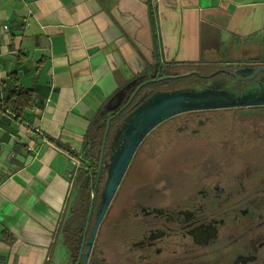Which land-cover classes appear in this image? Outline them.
<instances>
[{
	"label": "crops",
	"instance_id": "1",
	"mask_svg": "<svg viewBox=\"0 0 264 264\" xmlns=\"http://www.w3.org/2000/svg\"><path fill=\"white\" fill-rule=\"evenodd\" d=\"M0 19V81L39 97L22 123L0 111V264H72L64 229L88 174L66 153L91 171L95 133L138 85L264 65V0H0Z\"/></svg>",
	"mask_w": 264,
	"mask_h": 264
},
{
	"label": "flooded vegetation",
	"instance_id": "2",
	"mask_svg": "<svg viewBox=\"0 0 264 264\" xmlns=\"http://www.w3.org/2000/svg\"><path fill=\"white\" fill-rule=\"evenodd\" d=\"M246 67L219 75L234 79L230 94L207 87L219 76L200 75L205 98L263 103L264 72L237 74ZM249 109L255 113L238 116ZM188 115L139 146L86 259L97 219L90 217L78 264H264V104Z\"/></svg>",
	"mask_w": 264,
	"mask_h": 264
},
{
	"label": "trees",
	"instance_id": "3",
	"mask_svg": "<svg viewBox=\"0 0 264 264\" xmlns=\"http://www.w3.org/2000/svg\"><path fill=\"white\" fill-rule=\"evenodd\" d=\"M173 68L177 69L165 71L166 73L161 75L162 78L156 76L152 81L138 85L124 103L123 109L115 115V123L106 125L95 133L89 151V157L92 159L91 171L86 173L88 175L83 179L78 208L74 211L71 221L64 229L65 244L72 264L79 263L81 248L89 233V219L98 215L103 199L118 138L123 133L132 115L154 95L182 91L181 83L189 79L197 78L198 82L202 84L200 91L203 92V83L206 78H202L200 76L202 74L196 73L195 70L190 71L189 69L193 68L192 66L183 67L184 70H187L188 75H184L180 71V67ZM235 68H240V66L217 67L216 69L220 71L211 77L217 78L220 74H224V70ZM38 101L39 97L36 92L26 89L16 73L10 74L6 80L0 81V111L8 115L13 121L22 123L25 113L39 106ZM189 116L187 114L171 119L163 125H183ZM182 117L184 118L182 119ZM118 123H122V128L116 131L115 127ZM191 125H197L196 120ZM226 125L231 124L226 123Z\"/></svg>",
	"mask_w": 264,
	"mask_h": 264
},
{
	"label": "water",
	"instance_id": "4",
	"mask_svg": "<svg viewBox=\"0 0 264 264\" xmlns=\"http://www.w3.org/2000/svg\"><path fill=\"white\" fill-rule=\"evenodd\" d=\"M260 71L264 72V67L254 69L247 66L244 70L238 71L237 74L244 78H252L258 75ZM212 98H205L203 92L189 94L178 91L170 94H157L143 103L132 115L126 128L117 141L116 151L110 164L108 180L98 211L96 224L88 244L86 259L89 258L100 225L110 208L113 198L121 185L134 155L142 142L153 130L171 119L200 110L212 108L253 107L264 104V102L258 103L251 102L248 99H242L240 102L234 104L213 105Z\"/></svg>",
	"mask_w": 264,
	"mask_h": 264
},
{
	"label": "rangeland",
	"instance_id": "5",
	"mask_svg": "<svg viewBox=\"0 0 264 264\" xmlns=\"http://www.w3.org/2000/svg\"><path fill=\"white\" fill-rule=\"evenodd\" d=\"M192 70H196L195 72H199L200 74H204V75H211V74H216L218 73L220 70H217L215 69H207V68H203V69H191ZM234 79L230 77H226V76H219L217 79H211L210 81H208L206 84H207V87H210L212 85L218 87L219 89H221L224 93L226 94H230V93H233L236 91V86H235V83L233 81ZM239 84V83H238ZM182 86V87H181ZM202 84L200 82H198V79L197 78H193V79H189L188 81H184L181 83L180 87H181V92H184V93H189V94H198V93H201L202 91L201 90V87ZM204 92V91H203ZM238 112L240 113L238 116H241V117H244V116H247V115H244V114H249V113H255L254 110H238ZM235 113L233 111L232 114L230 113H226V115L222 116V118H220L218 120H216V123L212 124V125H223L224 123L222 122H225L227 121V119L229 118H235ZM184 117H182L183 119ZM118 126V125H117ZM120 126V125H119ZM116 128V127H115ZM73 211V210H72ZM72 213L70 214V217H72ZM71 219V218H70Z\"/></svg>",
	"mask_w": 264,
	"mask_h": 264
},
{
	"label": "built area",
	"instance_id": "6",
	"mask_svg": "<svg viewBox=\"0 0 264 264\" xmlns=\"http://www.w3.org/2000/svg\"><path fill=\"white\" fill-rule=\"evenodd\" d=\"M0 21H1V19H0ZM4 29L8 30L9 27L8 26H4ZM66 155L69 157L73 167L76 170H78V171L82 170L85 173H89L90 172V169H89L90 162L87 161L83 156L73 155V154H70V153H66Z\"/></svg>",
	"mask_w": 264,
	"mask_h": 264
}]
</instances>
